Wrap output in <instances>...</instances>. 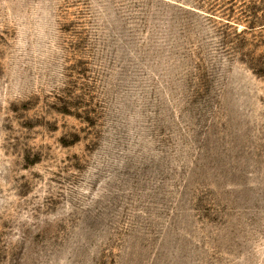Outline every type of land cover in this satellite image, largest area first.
<instances>
[{
	"label": "rangeland",
	"instance_id": "374dc122",
	"mask_svg": "<svg viewBox=\"0 0 264 264\" xmlns=\"http://www.w3.org/2000/svg\"><path fill=\"white\" fill-rule=\"evenodd\" d=\"M0 264H264V0H0Z\"/></svg>",
	"mask_w": 264,
	"mask_h": 264
}]
</instances>
